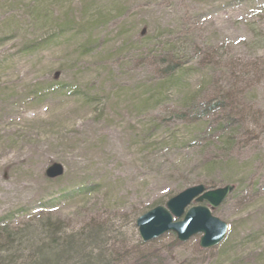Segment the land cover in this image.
<instances>
[{"label": "rangeland", "instance_id": "374dc122", "mask_svg": "<svg viewBox=\"0 0 264 264\" xmlns=\"http://www.w3.org/2000/svg\"><path fill=\"white\" fill-rule=\"evenodd\" d=\"M197 184L235 185L226 238L144 242ZM54 237L60 264H264V0H0V264Z\"/></svg>", "mask_w": 264, "mask_h": 264}, {"label": "water", "instance_id": "95a60500", "mask_svg": "<svg viewBox=\"0 0 264 264\" xmlns=\"http://www.w3.org/2000/svg\"><path fill=\"white\" fill-rule=\"evenodd\" d=\"M63 173V165L56 162L46 170L47 177L52 179ZM234 189L233 184L216 189H207L203 184L188 187L170 198L165 206L158 205L138 217L136 225L139 235L147 242L166 232H174L179 241L186 242L201 234L200 247L212 248L221 243L228 232V224L214 216L212 211L220 206ZM193 202L197 204L192 205Z\"/></svg>", "mask_w": 264, "mask_h": 264}, {"label": "trees", "instance_id": "16d2710c", "mask_svg": "<svg viewBox=\"0 0 264 264\" xmlns=\"http://www.w3.org/2000/svg\"><path fill=\"white\" fill-rule=\"evenodd\" d=\"M220 100L216 102L215 100V104L213 106H210V102H207L206 105L203 107V114H208L209 111H213L214 116H224L228 111L227 108V104L226 101L227 99H225V97L219 98ZM214 103V102H212ZM230 113V112H229ZM240 122L239 118H234V116H230V117H225L223 118V123L221 124L223 126L224 129L226 128H234L233 125L234 124H238ZM47 239V238H46ZM44 241L42 242V245L38 247V249L36 248L35 250V256H39V261L40 259H42L40 262H37V260H31V264H47L46 262L48 261L50 264H60V256L61 254L59 252H56L58 249H60V247H62L64 245V241L63 238H51L45 242V239H43ZM36 247V245H33ZM80 246V245H79ZM56 250V251H51V250ZM62 252V251H60ZM51 254L52 258L47 260V258L45 257V255ZM20 256H17L15 258V261L13 263L17 264L18 259ZM4 258L3 255H0V259ZM4 264V263H1Z\"/></svg>", "mask_w": 264, "mask_h": 264}, {"label": "bare ground", "instance_id": "6f19581e", "mask_svg": "<svg viewBox=\"0 0 264 264\" xmlns=\"http://www.w3.org/2000/svg\"><path fill=\"white\" fill-rule=\"evenodd\" d=\"M32 244H33V245H36V247L33 246ZM41 245H42V243H41V244H38V243H36L35 241H34L33 243H31V247H32V248H35V249H36V248L38 249V247L41 246Z\"/></svg>", "mask_w": 264, "mask_h": 264}]
</instances>
